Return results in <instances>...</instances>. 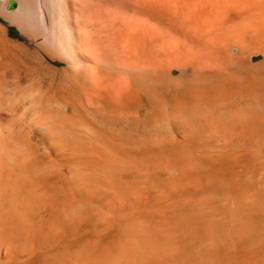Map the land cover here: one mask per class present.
I'll use <instances>...</instances> for the list:
<instances>
[{"label":"bare ground","instance_id":"1","mask_svg":"<svg viewBox=\"0 0 264 264\" xmlns=\"http://www.w3.org/2000/svg\"><path fill=\"white\" fill-rule=\"evenodd\" d=\"M0 17L65 64L51 101L0 88V264H264V0H2ZM11 42L0 24V61L28 68Z\"/></svg>","mask_w":264,"mask_h":264},{"label":"rangeland","instance_id":"2","mask_svg":"<svg viewBox=\"0 0 264 264\" xmlns=\"http://www.w3.org/2000/svg\"><path fill=\"white\" fill-rule=\"evenodd\" d=\"M1 1L2 0H0V7ZM15 4L16 6L10 10H17L19 8V4ZM0 24L7 29L13 42H11L12 45L9 43V47L20 56L22 63L28 66V68L16 67L18 65H12V63L0 61V88L7 87L14 89L15 92L17 91V94L22 95L23 101L31 100V104L42 100V98L47 95L50 96V101L54 99L62 84V71L64 70L65 64L55 57L34 50L37 48H35V45L33 44H30L32 49L28 50L26 43L27 40L23 37L17 26L11 24L2 17H0ZM68 92L71 95L80 97V94L74 88H71ZM9 96L12 97L13 95ZM67 113L70 114L71 109H68ZM9 128L13 131V135L18 141L36 147L33 148L36 149L38 153H44L50 147V143L42 136V134L35 131L33 126L28 125L23 121L16 120L15 123L9 126ZM28 138L30 141L27 140ZM0 142H4L1 135Z\"/></svg>","mask_w":264,"mask_h":264},{"label":"water","instance_id":"3","mask_svg":"<svg viewBox=\"0 0 264 264\" xmlns=\"http://www.w3.org/2000/svg\"><path fill=\"white\" fill-rule=\"evenodd\" d=\"M16 6L14 1H11L9 4V9H13Z\"/></svg>","mask_w":264,"mask_h":264}]
</instances>
